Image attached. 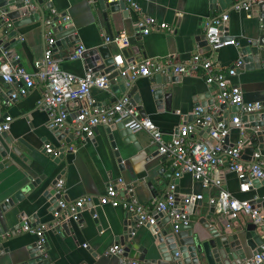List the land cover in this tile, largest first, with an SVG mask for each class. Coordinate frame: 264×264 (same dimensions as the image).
<instances>
[{"label": "crops", "instance_id": "1", "mask_svg": "<svg viewBox=\"0 0 264 264\" xmlns=\"http://www.w3.org/2000/svg\"><path fill=\"white\" fill-rule=\"evenodd\" d=\"M132 1L137 4L138 10L127 9L126 17L122 16L121 11H115L108 14L106 20H103L95 0H45L42 3L48 5V8L45 9L40 4L41 8L38 10L36 4H32V9L44 16L49 9H54L55 24H60V17L65 15L67 22L63 25L74 29L77 46L83 47L84 50L103 44V34L124 31L128 36L133 35L137 17L152 16L165 22L169 29L151 31L140 36L137 53H132L130 48L126 47L129 49L127 59L144 56L157 60L162 67L186 64L189 57L197 52L211 59L213 70H225L235 58L247 56L245 50L249 43L257 42L255 46H249L248 56L250 55L251 59L243 63L236 74L229 78V82L240 87L244 101H264V68L260 65L264 61V0H257L247 11L233 8L235 3L245 0H227L223 6L210 0ZM2 8L9 11L14 6L5 4ZM220 14L227 15L224 29L228 36L235 39L236 45H223L211 52L202 45L201 36L208 18ZM40 20L41 17L18 27L11 25L9 30L14 31L12 38L4 36L0 30V39L3 41L16 40V43L13 42L15 56L11 61L7 57L6 59L30 73L34 71L33 62L41 58L43 50L45 29L43 28V31ZM106 45L111 56L120 54L122 57L125 48L119 50L113 43ZM71 51L73 48L57 50L53 47L52 57L60 69L80 76L87 65L81 57L70 59L68 55ZM200 73L198 70L171 74L174 82L169 84L171 89L168 106L162 104L156 109L151 104L150 108L146 109L145 116L141 117L137 115L134 105L133 116L148 118L163 138L169 139L179 125L193 120V110L198 104L208 103L206 107L217 106L227 118L236 112L239 113L236 108L231 110L233 106L216 102L215 87L207 85ZM152 76L153 74L137 77L135 83L140 87H148ZM118 83L109 82V87L104 90L91 87L89 102L96 106H109L122 96ZM15 89V84L0 79V121L5 114L11 117L8 130L0 133V163L7 161L0 167V202L6 198L13 199L16 192L22 195L21 199L14 200L9 210L4 213L9 231L8 235L0 234V264H12L20 257L26 258V246L36 240L34 235L27 232L10 233V230L16 229L23 217L31 225H49L44 230L43 250V259L49 264H127L130 260L140 264L138 260L121 259L116 255L106 254L108 247L119 244L117 238L122 235L124 219L133 228L130 242L141 247L152 241L150 226L137 224L132 214L130 217L125 216L126 212L119 205L97 203V197L104 193L108 182H113L116 186L120 184L122 188L128 189L129 195L140 204H149L152 199L160 198L171 182L174 183V191L178 196L204 194L208 198L216 195L215 188L203 189L188 173L173 179L169 157L157 153L156 146L149 143V135L144 130L133 131L134 139L122 142L115 128L110 130L112 139L108 138V126H95L90 139H81L70 129H65L66 134L71 133L74 138L67 144L59 141L55 130L47 127L45 111L37 107V100L43 91L41 83L35 81L25 95L7 103L8 94ZM77 108V102L67 104L68 123ZM257 113L264 115V109ZM198 136H204L203 130L196 128L189 133L191 140ZM247 137L246 128L239 133L236 128L230 127L227 133L229 145L238 140L245 142L241 151L244 162H248L251 155L245 148L253 142V139L247 141ZM45 142L53 146V157L44 153L42 146ZM60 148L64 151L58 158ZM257 151L264 160V141L259 144ZM220 175L222 186L231 195L238 199L252 200L256 207L264 205V179H252L249 189L241 192L233 172L221 169ZM57 179H62L60 197L65 201L84 195L92 197L91 204L81 210L76 221L70 220L68 228L61 227L64 219L54 220L52 216L53 210L57 209L55 204L58 198L53 185ZM31 182L34 183L28 187ZM160 220L161 218H157L156 223ZM248 221V217L240 213L233 224H244ZM240 233L239 242L245 255L240 259L241 263L251 255V251ZM152 256L157 255H145L148 258Z\"/></svg>", "mask_w": 264, "mask_h": 264}, {"label": "built area", "instance_id": "2", "mask_svg": "<svg viewBox=\"0 0 264 264\" xmlns=\"http://www.w3.org/2000/svg\"><path fill=\"white\" fill-rule=\"evenodd\" d=\"M25 5H29L30 0H21ZM116 1V0H107ZM125 8L138 10L137 4L132 0H123ZM257 0H245L233 5L236 10L247 11ZM259 1V0H258ZM31 8L32 4L29 5ZM56 12L49 9L44 16L43 24V50L41 58L33 62L34 71L30 73L22 66L11 63L6 59L5 50L0 45V79L6 83L16 85V89L8 94L6 102L25 95L33 87L35 81L40 82L43 91L37 100V107L45 111L47 115V127L51 130H71L79 138L90 139L93 136V128L97 125L109 126L121 122L124 128L131 132L144 130L149 135V143L156 146L157 153L169 157V164L172 168L173 179L179 178L183 173H188L198 181L203 189L215 188L216 195L207 198L208 203L213 204L217 212L224 213L228 218H235L242 213L248 220L254 223L260 231L261 243L257 251L239 264H264V205L256 207L252 200L238 199L231 195L223 186L221 180V169H226L235 174L238 180V190L247 191L252 179H264V160L256 150L250 155L248 162L242 161L241 151L245 145L243 140H238L234 144H224V137L230 127L236 128L239 133L243 132V125L239 118L241 114L258 112L264 109V101H244L240 87L230 83L229 78L234 76L237 70L243 65L242 57L235 58L225 70L212 68L211 59L199 53H193L186 64L172 67H162L157 60L136 56L126 64L124 71L120 75L129 73L128 79L134 80L137 77H148L152 74L171 71L174 74L200 71L205 83L215 87L214 99L217 103L229 106H238L239 113L227 118L216 106L206 107L196 105L193 110V120L177 127L176 132L169 138L164 139L155 124L148 118H136L133 116L132 107L127 96L117 98L107 107L92 105L88 95L91 87L107 89L109 87L108 73L93 71L86 68L82 75L77 76L59 68L57 62L52 57L54 36L51 32L53 17ZM226 14H220L208 18L204 27V37L211 52L223 45L233 44L236 41L225 33ZM59 21L67 22V17L62 15ZM66 26V25H65ZM11 28V21L6 15V10L0 7V30L6 36ZM169 27L163 21L148 15H139L134 22V34L139 37L151 31L168 30ZM133 34V35H134ZM103 44L113 43L119 50L128 47V35L124 31L115 34H103ZM261 41V40H260ZM84 48L78 46L70 52V59L78 58ZM122 64L120 54L112 56L111 65L115 70ZM264 68V61L260 64ZM77 102L78 108L75 115L67 122V104ZM11 117L5 114L0 121V133L9 128ZM201 129L204 136H198L191 140L189 133L195 129ZM206 129V130H205ZM211 140V141H210ZM43 151L46 155H54V148L49 142L43 144ZM71 150V148H69ZM119 183V182H118ZM120 185V184H118ZM174 183L171 182L160 198L152 199L149 204H140L129 195V190L122 193L115 183L108 182L104 193L97 197L98 204H116L125 212H129L136 217L137 224L153 225L156 222V215L163 213L168 215L177 223H185L187 206L175 204ZM62 190V179H57L54 183V193L59 196L56 202V210H53L54 220L64 219L76 221L82 209L87 204H91L90 195L80 196L71 201H65L60 197ZM202 194H183V202L191 203L193 199H200ZM264 201V197H263ZM94 218V215H92ZM49 225H31L26 218H21L14 231L27 232L36 237L35 245L40 249V254L44 258V230ZM8 235V232L1 234ZM85 246V244L83 245ZM122 247L119 244L111 245L107 248L106 254L116 255L121 259ZM127 264H137L135 261H128ZM214 264H221L216 262Z\"/></svg>", "mask_w": 264, "mask_h": 264}, {"label": "water", "instance_id": "3", "mask_svg": "<svg viewBox=\"0 0 264 264\" xmlns=\"http://www.w3.org/2000/svg\"><path fill=\"white\" fill-rule=\"evenodd\" d=\"M43 1L45 0H30L28 4H36V9L38 10H40L41 6L45 9L48 8V5L42 3ZM210 1L213 3L217 2L218 5L223 6L227 0ZM95 2L97 8L101 12L103 20H106L107 15L115 11H121L122 16L124 17L128 15L123 0H95ZM5 4H12L14 6L13 9L9 11L6 10V15L12 22L11 25L13 27H18L34 20H38L40 17V22L42 24L44 15H40V13L32 9L29 5L22 3L21 0H0V7H3ZM55 23L56 17H53V23L51 26V32L54 35L53 47L57 50L67 48H73V50L76 49L78 47V41L75 34H73L74 29L72 27H65L63 25L65 21L60 24ZM13 35L14 31L12 30H9L6 34V36L11 38ZM138 39V34L130 35L127 38L128 47L132 53L138 52ZM201 40L202 45L209 49L204 34H202ZM14 41L16 43V40H10L9 42L0 39V45L5 50V55L10 61L15 56L13 49ZM256 43L257 42L249 43L245 50L247 56H241L243 62L251 59V56H248L249 46H255ZM128 50L125 48L122 51V64L115 70L111 65L112 56L109 53L106 44H101L94 48L84 50L80 57L86 63L87 68H90L93 71L108 73L107 78L110 83H113L114 81L119 82L118 88L122 92V95L129 98V104L131 107L136 105L134 107L137 115L144 117L146 109L150 108L151 104L156 109H159L162 104L168 106L171 89L169 84L174 82V78L171 77V74L173 73L171 71H166L164 73L153 74L149 79L150 84L148 87L138 86L135 83L136 78L134 80L128 79V72L120 75V73L125 70L127 62L131 60L127 59ZM241 53L244 54L243 50H241ZM207 104L208 103L201 105L206 106ZM234 108L239 110L238 106H233L231 110ZM239 120L242 124L244 123L243 127L248 130L247 141L253 139V142L245 148L249 150V153H252L253 151H256L259 144L264 141V115L257 112L242 114ZM114 128L118 131L122 142H129L134 139L132 132L128 128H124L121 122L111 124L106 128V131L109 133V139H112L110 130ZM66 133L67 130H55L58 140H62L65 144L69 143V141L74 138L71 133ZM223 142L224 144H228L227 135L224 137ZM111 143L113 144V142ZM63 151V148L59 149L58 158L62 156ZM49 156L53 157V154ZM6 162V160L2 161L0 167L4 163L6 164ZM33 183L34 182L28 184V187H31ZM54 183L55 182H53V185ZM149 186L150 185L148 184V187ZM117 187L121 189V193L124 191L120 185ZM56 196L59 199V196ZM21 197V193L16 192L13 199L6 198L0 202V234L9 231L4 219V213L9 210L14 203V200H20ZM182 198L183 195L178 196L176 194L175 204L187 206V212L184 217L186 222L184 224L177 223L174 229L173 224H175V222L170 216L164 215L163 213L157 214L156 219L161 218L160 222H155L153 225L145 224L151 227L150 234L152 241L148 245L140 247L129 241L131 238L130 233L133 232V228H131L129 222H126V219H124L122 221V235L117 238V243H119L123 250L122 256L138 260L140 264H214L216 262L221 264H239L240 259H243L245 256L244 252L241 250L239 242L238 235L240 232L245 240L246 246L251 251V254L257 251L262 240L260 238L259 228L254 223L248 221L244 224H233L236 217L228 218L224 213L217 212L214 205L208 203L207 197L204 194H202L200 199H193L191 203L183 202ZM125 216L130 217L131 213L126 212ZM60 219H64V216H61ZM133 220L136 221V217H133ZM69 225L70 220L64 219L61 227L64 228L65 226L68 228ZM10 233L13 234L14 229L10 230ZM147 253L156 254L157 256L148 258L145 257ZM12 264L49 263L42 258L40 249H37L35 242H33L26 246V258L20 257Z\"/></svg>", "mask_w": 264, "mask_h": 264}]
</instances>
